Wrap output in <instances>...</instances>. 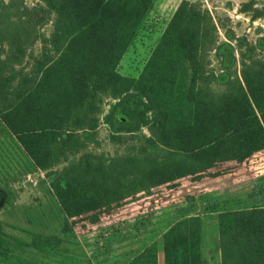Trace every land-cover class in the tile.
Returning a JSON list of instances; mask_svg holds the SVG:
<instances>
[{
    "label": "trees",
    "instance_id": "obj_1",
    "mask_svg": "<svg viewBox=\"0 0 264 264\" xmlns=\"http://www.w3.org/2000/svg\"><path fill=\"white\" fill-rule=\"evenodd\" d=\"M37 1L40 12L29 21L13 14L17 2L0 3V122L38 170L66 163L50 183L59 202L168 164L176 152H191L257 122L239 142L237 161L251 156L253 142L264 135V56L241 54L236 73L232 47L217 45L224 69L210 77L223 89L204 86L200 46L213 26L178 7L138 76H123L119 63L155 0ZM239 12H252V19L262 15L252 0ZM41 21L52 24L48 38L37 28ZM36 42L42 45L40 55L31 73L23 74L25 59L32 58L26 50ZM257 46L264 52L263 39ZM104 97L116 101L102 120L111 141L135 138L142 127L149 136H136L138 146L120 156L85 152L70 160L94 141ZM191 173L180 168L171 175ZM7 202L0 189V209ZM216 219L220 264H264V206L223 211ZM202 230L200 216L183 217L125 264H204Z\"/></svg>",
    "mask_w": 264,
    "mask_h": 264
},
{
    "label": "rangeland",
    "instance_id": "obj_2",
    "mask_svg": "<svg viewBox=\"0 0 264 264\" xmlns=\"http://www.w3.org/2000/svg\"><path fill=\"white\" fill-rule=\"evenodd\" d=\"M11 1L17 2L13 14L21 13L22 20L34 19L33 14L40 12L37 0L0 3ZM248 1L155 0L136 40L121 59L118 72L137 77L174 11L184 7L213 26L200 46L203 85L221 91L223 87L210 77L224 69L223 57L214 50L217 45L232 47L230 55L235 62L231 71L236 73L241 54L264 56L257 46V41L264 40V0H252L253 7L262 14L256 19L250 17L252 12H239L241 4ZM37 28L50 37L51 22L41 21ZM251 46H256L255 50L251 51ZM41 47L36 42L26 50L32 58L25 59L23 74L31 73ZM115 102L103 98L94 141L70 160L85 152L120 156L129 146H138L137 137L149 136L142 127L134 133L135 138L126 136L122 143L111 141V130L102 120ZM257 126L254 122L246 129L211 138L191 152H176L168 164L105 181L93 192L59 202L50 183L66 163L48 171L38 170L0 122V189L8 196L7 204L0 209V264H125L136 255L135 251L158 240L166 227L189 211L201 214L264 206V135L253 142L249 158L237 161L239 142L246 131ZM180 168L192 173L171 175ZM101 189L107 190L106 194ZM214 245L209 229L211 255L216 253Z\"/></svg>",
    "mask_w": 264,
    "mask_h": 264
},
{
    "label": "crops",
    "instance_id": "obj_3",
    "mask_svg": "<svg viewBox=\"0 0 264 264\" xmlns=\"http://www.w3.org/2000/svg\"><path fill=\"white\" fill-rule=\"evenodd\" d=\"M230 210H232V209H229V210L223 209V210L218 211V212H216V211L215 212L203 211L201 214H196V213H193L192 211H189L188 213L183 215V217L200 216V218L202 220L203 242L201 245V256L204 260V264H213L214 262L216 264H220V253H219V247H218V231H217V219H216V217H217L218 213L223 212V211H230ZM233 210H237V209H233ZM183 217H180L179 219H181ZM179 219H177V220H179ZM209 224H210V226H209ZM171 225H169L168 227H170ZM168 227H166V229ZM209 229L212 230L213 237L215 238V245H214L215 250H216L215 255L209 254L210 253V250L208 248V230ZM140 251H135L134 253L138 254Z\"/></svg>",
    "mask_w": 264,
    "mask_h": 264
}]
</instances>
